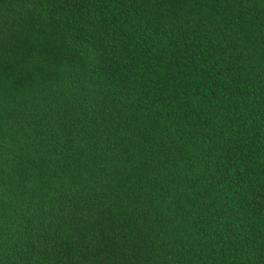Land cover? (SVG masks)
<instances>
[{"label":"trees","instance_id":"16d2710c","mask_svg":"<svg viewBox=\"0 0 264 264\" xmlns=\"http://www.w3.org/2000/svg\"><path fill=\"white\" fill-rule=\"evenodd\" d=\"M0 264H264V0H0Z\"/></svg>","mask_w":264,"mask_h":264}]
</instances>
